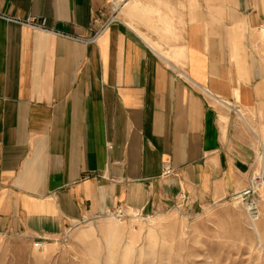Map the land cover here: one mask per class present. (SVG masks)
<instances>
[{
	"label": "crops",
	"instance_id": "crops-1",
	"mask_svg": "<svg viewBox=\"0 0 264 264\" xmlns=\"http://www.w3.org/2000/svg\"><path fill=\"white\" fill-rule=\"evenodd\" d=\"M263 31L264 0H0V235L248 187Z\"/></svg>",
	"mask_w": 264,
	"mask_h": 264
},
{
	"label": "rangeland",
	"instance_id": "rangeland-1",
	"mask_svg": "<svg viewBox=\"0 0 264 264\" xmlns=\"http://www.w3.org/2000/svg\"><path fill=\"white\" fill-rule=\"evenodd\" d=\"M254 45L264 66V31ZM235 111L257 149L245 188L259 177L256 206L243 189L203 208L182 202L157 215L107 213L43 247L24 235L1 234L0 264H264V100Z\"/></svg>",
	"mask_w": 264,
	"mask_h": 264
},
{
	"label": "built area",
	"instance_id": "built-area-1",
	"mask_svg": "<svg viewBox=\"0 0 264 264\" xmlns=\"http://www.w3.org/2000/svg\"><path fill=\"white\" fill-rule=\"evenodd\" d=\"M110 23H111V22H110ZM110 23L104 25V28H103L102 31H104V30L110 25ZM95 24H98V21H96ZM32 25L34 26V24H32ZM97 37H98V35H96L95 37L91 38L90 41H95V39H96ZM166 173H167V174H171L170 171H167ZM258 178H259V177H258ZM258 178L253 179V184H252L253 186H252L251 188H249V189H244V190L241 192V194L244 195V198L247 199V201H246L247 203H248L249 200H250L249 203H251V204H254V203H255V200H254V191H255L256 186L258 185V184L256 183V180H257ZM255 206H256V203H255ZM249 210H250L251 213H254V211H257V209H254V211H251V208H250V207H249ZM123 214H124V211H123V210H120V212L117 213V215H118L119 218H120V216L122 217ZM253 216H255V214H254ZM36 245H37L38 247H43V246L45 245V242H43V241H36Z\"/></svg>",
	"mask_w": 264,
	"mask_h": 264
},
{
	"label": "bare ground",
	"instance_id": "bare-ground-1",
	"mask_svg": "<svg viewBox=\"0 0 264 264\" xmlns=\"http://www.w3.org/2000/svg\"><path fill=\"white\" fill-rule=\"evenodd\" d=\"M242 195V194H241Z\"/></svg>",
	"mask_w": 264,
	"mask_h": 264
}]
</instances>
